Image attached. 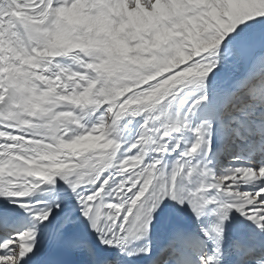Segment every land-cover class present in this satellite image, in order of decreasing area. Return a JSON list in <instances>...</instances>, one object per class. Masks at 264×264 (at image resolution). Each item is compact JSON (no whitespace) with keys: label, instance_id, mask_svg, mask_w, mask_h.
I'll return each mask as SVG.
<instances>
[{"label":"snow or ice","instance_id":"6c2138e0","mask_svg":"<svg viewBox=\"0 0 264 264\" xmlns=\"http://www.w3.org/2000/svg\"><path fill=\"white\" fill-rule=\"evenodd\" d=\"M0 264H264V0H0Z\"/></svg>","mask_w":264,"mask_h":264}]
</instances>
